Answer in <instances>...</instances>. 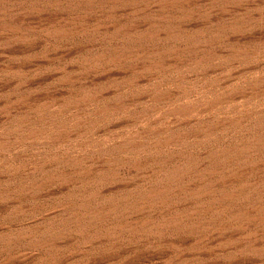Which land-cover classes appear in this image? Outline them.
Returning <instances> with one entry per match:
<instances>
[{"label":"rangeland","instance_id":"rangeland-1","mask_svg":"<svg viewBox=\"0 0 264 264\" xmlns=\"http://www.w3.org/2000/svg\"><path fill=\"white\" fill-rule=\"evenodd\" d=\"M60 1L0 5V264H242L247 256L232 253V246L220 247L225 235L217 234L196 246L188 236L169 235L102 243L62 235L46 250L32 244L69 203L60 175L84 171L92 180L110 164L123 178L92 185L91 191L100 193L99 200L133 195L141 173L133 174L128 160L143 155L124 152L128 143L141 135L190 137L199 134V125L220 126L264 109V0H231L232 10L223 8L225 2L197 0L186 9L198 15L181 21L170 19L185 12L178 13L168 0H122L114 6L105 0L101 9L96 7L100 1L82 8ZM182 28L194 36L192 44L202 37L209 41L201 51L203 64L166 56L177 65L146 72L135 63L109 65L99 59L130 38L134 47H157L139 33ZM194 108L202 113L188 111ZM164 151L196 152L176 144ZM88 206L97 210L95 202ZM135 217L120 223L138 221Z\"/></svg>","mask_w":264,"mask_h":264},{"label":"bare ground","instance_id":"bare-ground-1","mask_svg":"<svg viewBox=\"0 0 264 264\" xmlns=\"http://www.w3.org/2000/svg\"><path fill=\"white\" fill-rule=\"evenodd\" d=\"M7 1L0 0V5ZM13 1L23 2L28 0ZM40 1L49 2V0ZM61 1L62 4L80 8L89 3H98L100 1V3L96 4V7L97 9H101L106 6L104 5L106 3L114 6L122 0H109L104 4L101 2L105 0ZM168 1L170 2V6L177 9L178 13H181V11L185 12L183 15L171 17L170 19L172 21L191 20L198 15V11H187L197 0ZM205 1L213 5L225 2L223 8L228 10L231 8L228 3L231 0ZM161 6L159 5L160 9ZM163 11L165 10L163 9ZM148 19L146 20L148 21ZM161 19L163 18L161 17ZM163 20H167V18ZM234 23L237 26L236 21ZM149 24H153V22ZM140 26L142 25L140 24ZM156 26L154 25V27ZM237 29L239 30L241 28L238 27ZM139 30L140 28L135 32ZM129 31L131 30L129 29ZM145 32L139 33L137 37L145 39L150 43L158 44L157 47L151 49L134 47L133 44L136 43L130 38L121 40V45L114 47L115 49L111 52L101 53L99 59L109 65L135 63L141 70L146 72L168 71L172 69L176 63L166 60V56H174L175 58L186 61L193 59L196 66L203 64L206 60L204 56L201 57V51H205L204 49L209 45V41L204 37L192 44L191 40H193L194 36L190 35L183 28L179 30L157 32H150L149 30V32ZM229 32L231 33V31ZM233 32L236 31L234 30ZM224 40L226 42V38ZM227 41L230 42L229 40ZM228 49H231L230 46ZM224 51H226V48ZM228 54L232 55L231 52ZM226 58L228 59V56ZM262 80L263 78L260 79V81ZM168 81L170 80L168 79ZM258 81H254L256 85L260 84V82L258 84ZM261 84L263 83L261 82ZM253 86L256 88L255 85ZM160 87L162 86L160 85ZM250 87L252 88V85ZM260 87L262 88V85L258 88ZM246 92L248 91L246 90ZM241 94L243 95V93ZM189 95L192 96V94ZM253 96H251L252 99H255ZM255 96L257 97V93ZM188 106L190 107L191 105ZM261 106H264V104ZM182 110L179 111L183 112ZM188 111L195 114L202 113L200 108H194ZM231 128H242V130L237 134L231 135L229 132ZM221 129L223 130L222 133L219 132ZM198 130V135L190 137L180 138V135L178 138L175 134V137L155 140V136L141 135L138 138L140 141L130 142L128 143L129 145L126 143L127 146L124 148V152L130 155H143L138 161L132 158L128 160V165L130 164V169L133 171V174L136 173L137 175L141 173L142 184L139 187L136 186L138 188L133 192V195L127 194V196H121L122 198L117 200H99L101 198L100 193L91 191L90 187L92 185L99 186L103 182H114V180L123 178L121 169L112 171L113 169L109 163L107 169L104 172L98 173L97 177L92 180L88 178L90 172L88 175V172L85 174L83 173L84 171H77L78 173L75 172L73 175H60L57 180L63 182L67 189H69V203L64 204L55 212L56 217L54 221L49 224L46 223V227L40 230L38 239L34 240V244L32 245L37 249L46 250L50 242L62 235L72 236L76 239H88L97 243L104 241L111 242L114 240L134 241L149 236L161 238L169 235L177 237L188 236L191 238L194 246H196L202 244L207 236L217 234L225 235L220 247L232 246V253L247 256L244 258L242 264H264V109L254 111L241 119L224 122L220 126L199 125ZM221 139H225V141L220 143ZM168 144H176L188 150H196V152H193V154L179 151L166 152L164 148H167ZM199 149L202 151L197 152ZM152 150L154 152L150 153ZM91 202H95L97 205L96 211L89 209L88 205ZM133 215H136L135 218L138 221L120 223L122 218L125 217L128 220Z\"/></svg>","mask_w":264,"mask_h":264}]
</instances>
